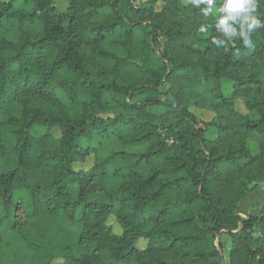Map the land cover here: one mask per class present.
Here are the masks:
<instances>
[{
  "label": "trees",
  "instance_id": "16d2710c",
  "mask_svg": "<svg viewBox=\"0 0 264 264\" xmlns=\"http://www.w3.org/2000/svg\"><path fill=\"white\" fill-rule=\"evenodd\" d=\"M217 15L0 0V264H226L223 234L228 264H264V208L237 212L264 184V28L218 48ZM106 135L140 149L100 155Z\"/></svg>",
  "mask_w": 264,
  "mask_h": 264
},
{
  "label": "clouds",
  "instance_id": "9594fccd",
  "mask_svg": "<svg viewBox=\"0 0 264 264\" xmlns=\"http://www.w3.org/2000/svg\"><path fill=\"white\" fill-rule=\"evenodd\" d=\"M191 6L200 9L205 16L214 12L217 18L213 25L201 24L199 31L207 34L210 27H214L218 36L212 37V44L227 47L233 38H238L247 48H252L253 33L264 28V19L257 15L260 0H222L217 7V0H189Z\"/></svg>",
  "mask_w": 264,
  "mask_h": 264
},
{
  "label": "rangeland",
  "instance_id": "374dc122",
  "mask_svg": "<svg viewBox=\"0 0 264 264\" xmlns=\"http://www.w3.org/2000/svg\"><path fill=\"white\" fill-rule=\"evenodd\" d=\"M141 1L142 0H135V3L138 4ZM183 2L184 3H188L189 0H183ZM54 3H55V6L61 11H64L66 6H67V0H54ZM160 9H161V5L159 4V5H157V10H160ZM229 87H230L229 82L227 80H224L223 81V88L225 89V91L227 93H229L231 95V93L229 92L230 91ZM103 100H104V102H109L108 95H105ZM235 104H236V108H237V110L239 112H241L243 114H248V111L244 108L241 99H235ZM191 110L193 111L195 116L198 118V120L208 121L214 115V111L212 109L208 108V107H192ZM249 115L253 116L252 113H249ZM248 145H249V148H250V150L252 152L255 153V152L259 151V146L253 139H249L248 140ZM116 149H127V150L128 149H131V150L134 149V150H139L140 148L123 146L117 140V138L114 137L113 135H106L105 137H102L100 139V142H99L98 147H97V152L100 155H106L109 151L116 150ZM92 162H93V155H90L85 162L77 163L75 165V168H77V169H80V168L81 169H87V168H89L92 165ZM251 186L252 187H254V186L262 187L261 191H259V190L254 191L256 196H257L254 199V201L258 205L262 204L264 202V184L263 183H257V185L252 184ZM254 208H255V206H254ZM263 208H264V206H263ZM248 211H253V206L249 207ZM247 212L245 211L244 215H246ZM108 224L112 227L114 232H116V233L120 232L119 227H118V225L115 222L113 217L109 218ZM223 235H225V234H223ZM223 239L224 238H221V236H220V238H219L220 242ZM141 244H142L141 246H143V243H141ZM222 255H223V258L225 260V263L228 264L227 250L226 249L223 250V247H222ZM60 262H61V259L60 258H56V259L52 260L51 264H60Z\"/></svg>",
  "mask_w": 264,
  "mask_h": 264
},
{
  "label": "crops",
  "instance_id": "0c3cea01",
  "mask_svg": "<svg viewBox=\"0 0 264 264\" xmlns=\"http://www.w3.org/2000/svg\"><path fill=\"white\" fill-rule=\"evenodd\" d=\"M256 190L261 191L262 187H260L259 189H254L252 191H250L249 193L246 194L245 197H243L241 199V201L239 202L238 206H237V212L241 215V216H245L244 212L248 211V208L253 206V211H248L246 213L247 214H254V213H258L262 210L264 202L260 205H258L254 199L257 197L255 192ZM255 206V208H254ZM220 238V237H219ZM221 238H224L223 240H221V247H223V250L226 249L228 250L229 245H230V238L227 235H221Z\"/></svg>",
  "mask_w": 264,
  "mask_h": 264
},
{
  "label": "water",
  "instance_id": "95a60500",
  "mask_svg": "<svg viewBox=\"0 0 264 264\" xmlns=\"http://www.w3.org/2000/svg\"><path fill=\"white\" fill-rule=\"evenodd\" d=\"M218 238H219V236H218Z\"/></svg>",
  "mask_w": 264,
  "mask_h": 264
}]
</instances>
